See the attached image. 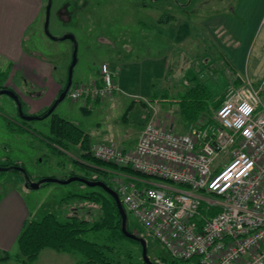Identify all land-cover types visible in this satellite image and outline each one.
Returning a JSON list of instances; mask_svg holds the SVG:
<instances>
[{"label": "rangeland", "instance_id": "1", "mask_svg": "<svg viewBox=\"0 0 264 264\" xmlns=\"http://www.w3.org/2000/svg\"><path fill=\"white\" fill-rule=\"evenodd\" d=\"M43 1L45 7L52 4L48 27L47 11L43 9L24 43L28 57H32L35 64L18 65L7 71L6 80L1 78L7 83L5 86L18 93L26 116H39L51 109L60 96L52 89L53 83H60L62 87L67 84L75 52L78 60L73 70V84L92 82L98 77L97 71L103 63L118 58L120 63L126 62L122 74L121 68L118 73L125 84V93H119L117 98H120H115V101H105H112L111 104L102 102L99 107H90L89 114L82 111L85 106L83 100L73 101L67 96L54 113L89 134L98 131L99 126L115 125L117 129L119 127L128 132L124 146L134 145L139 140L138 133L147 125L149 114H152L151 120L158 121L162 127L172 124L176 133L185 132L190 121L180 116L179 105L175 101L179 92H185L196 83L205 84L214 95L223 94L225 97L231 85L238 86L245 81L259 83L264 79V23L258 34L251 32L255 16L246 13V9H249L252 0H213L212 5L204 3V0H179L185 6L177 4L176 0ZM137 3H149L155 7L149 13L140 12L143 19L139 15L133 17L132 5ZM61 10L67 13L59 15ZM167 15L177 16L179 20L165 26L160 24L158 21ZM201 19L210 21L211 36L202 31ZM140 20H144L147 27L140 24ZM230 24L235 28L249 25L248 36L236 37ZM205 26L204 29L208 30ZM179 29V37L171 40L167 36L170 32L178 33ZM68 34L74 35L76 40L64 39ZM251 39L252 46L246 60L249 72L237 84ZM37 64L40 66L37 67ZM189 79L192 82L190 85ZM42 81L45 85H40ZM133 103L125 123L122 117ZM214 106L215 103L210 101L204 109V117L213 118ZM18 111V103L14 99L8 95L0 96V165L19 163L26 171V174L17 171L1 173L0 185L22 188L29 182L36 183L45 178L68 180L72 173L88 179L96 176L85 163L75 162L78 149L71 146L66 151L46 140L52 136L51 118L29 121L27 125L30 129L20 130ZM4 116L8 117L12 128L8 127ZM129 173H114L108 183L115 189V179L124 176L147 182L141 183L140 187L156 184L153 178ZM28 191V199L36 208V217L32 220H40L48 213L64 219L79 206V202L69 197L102 193L98 187L91 188L80 182L68 185L48 183L39 189L28 188ZM124 208L130 231H137L145 237L150 259L159 258L162 261L163 257L168 258L167 250L148 235L125 205ZM80 210L83 212L85 209L81 207ZM133 247L139 255V246L133 244ZM178 264L191 262L178 261Z\"/></svg>", "mask_w": 264, "mask_h": 264}, {"label": "built area", "instance_id": "2", "mask_svg": "<svg viewBox=\"0 0 264 264\" xmlns=\"http://www.w3.org/2000/svg\"><path fill=\"white\" fill-rule=\"evenodd\" d=\"M99 72V81L72 84L69 98L92 107L115 95L109 65ZM174 128L150 121L134 149L110 138L90 151L156 180L140 187L147 182L122 176L114 190L173 260L264 264V79L231 85L213 118Z\"/></svg>", "mask_w": 264, "mask_h": 264}, {"label": "trees", "instance_id": "3", "mask_svg": "<svg viewBox=\"0 0 264 264\" xmlns=\"http://www.w3.org/2000/svg\"><path fill=\"white\" fill-rule=\"evenodd\" d=\"M167 17L172 18L169 15L164 16L163 22L170 21ZM8 75L7 71H0V89H8L3 84ZM2 77L5 78L4 81L1 79ZM195 79L197 78L195 77ZM237 79L236 83L240 84L242 82L241 77L238 76ZM191 83L189 79V85ZM66 85L61 93L65 90ZM207 88L205 84L196 83L181 93L175 101L179 105L181 117L189 120L190 126L196 125L200 118L204 116V109L210 101L215 103L214 110H217L224 101L223 94L216 96ZM88 108L84 110L85 113H89ZM130 111L126 112L125 119H127ZM46 113L40 116L44 117ZM47 118H51L52 136L49 138L45 137L46 140L53 146L66 151L71 146L79 147L82 154L80 161L75 160V162L85 163V166L93 169L94 174H96V176H92L90 179H85L105 182L110 188L114 189L108 183V180L111 179V175L114 173L132 172L144 178H151L134 171L129 166L120 167L114 163L103 162L94 158L90 151L91 146L88 135L79 126L55 113H52ZM8 127L12 128V124L9 123ZM20 130L25 129L24 127H20ZM0 167L6 168L0 171V177L3 172H20L17 167L25 170L19 163L0 165ZM70 176L80 175L72 173ZM101 190L102 193L91 192L85 195L76 194L69 197V199L72 198L71 200L79 202V206L67 214L64 219L48 213L40 220L28 221L18 238L19 251L15 258L22 264H34L44 249H52L59 253L76 256L80 264H146L142 256L141 243L126 237L122 231V217L114 198L103 189ZM81 207L85 209L83 212L80 210ZM128 230L131 233H135L137 237L145 239L139 232H132L129 228ZM133 244L139 246V255L134 249ZM8 258L9 255H5L3 259ZM168 258L163 257L162 261L156 258L152 262L154 264H169L170 261L171 264H178V261L173 260L169 256ZM185 262L199 264L197 257Z\"/></svg>", "mask_w": 264, "mask_h": 264}, {"label": "crops", "instance_id": "4", "mask_svg": "<svg viewBox=\"0 0 264 264\" xmlns=\"http://www.w3.org/2000/svg\"><path fill=\"white\" fill-rule=\"evenodd\" d=\"M252 1L253 2L249 5V9H246V13L249 12V14L255 16L254 22L256 23V26H254L255 23L251 24V32L255 31V33L258 34L261 29L262 23H264V0H252ZM257 1L260 2L258 4H255V2L257 3ZM176 2H178L177 4H181V6H185V4L180 3L179 0H176ZM191 3L192 1L188 4ZM204 3H207L208 5H212L213 0H204ZM156 4L157 2L155 3V5ZM155 5L149 3L134 4L132 5V12L134 11L132 16L135 17L139 15L143 19L142 16L143 13L140 12L145 11L149 13V11L154 10ZM43 9H46L47 11V6L46 7L44 6L43 0H0V71H8L17 68L18 65H22V64H31V65L35 64L34 59L32 57H31L32 59L28 57L26 50L24 49V43L26 38H28L27 37L28 32L33 28L32 26L34 25V23L38 21L39 18L41 17ZM232 11H234V9ZM62 12L67 13L66 11L61 10L59 12V15H61ZM146 16L148 15L146 14ZM169 16L172 17V18L167 17L170 20L169 22H163L164 17H162L158 22L165 26V25H169L173 21L179 20L177 16L174 15L173 16L169 15ZM201 22L203 28L202 31H207L208 32L207 36H211V33L209 31L211 29L209 24L210 21H205L204 19H201ZM140 24L147 27V23L144 22V20H140ZM204 26L208 30L204 29ZM230 27L234 29L235 32L234 35L238 38L240 37L245 38L246 36H248V31H250L249 25H247L246 27L243 25H239L238 27L235 28V26L230 24ZM179 33H180V29L178 30V33L175 32L174 34V32H170V34L167 36H170V39L172 40V38L174 37L175 38L179 37ZM251 46H252V39L250 40L248 44L247 52L245 53V58H244L245 61H243V63L241 64L242 67L241 72L238 73L241 79L244 78V76H246V73L249 72L247 68L246 60H247V54L249 53ZM128 50L132 51V49H128ZM118 60L119 59L116 58L112 62L106 63L107 65H109L111 72L114 75V80L118 87V91L112 97H108L97 101L96 103H94L92 107H99L101 106L102 102H104L105 104H109V103L111 104L112 101L109 102H105V101L108 99H112L113 101H115L116 99L120 98V97L117 98L119 93H125L124 92L125 90H123L124 89L123 86L125 84L123 83L122 78L120 77L121 75L119 76L118 73H119V68H121L120 74H122L126 62L120 63ZM135 61L136 60H134V62ZM38 66L40 65L37 64V67ZM97 76L98 77L94 78L92 82L95 80L99 81L100 79L99 69L97 71ZM5 85H7V83H4V87H8ZM40 85H45V83L42 81V84ZM53 85L54 88L52 89L56 91V93L58 92V94H60L64 87H62L60 83H56V82H54ZM180 94L181 92L178 93V96H180ZM129 97H131V95ZM132 97L134 96L132 95ZM132 105L129 106L126 112L128 110L130 111ZM88 107L89 106L85 104V106L82 108V111L84 112V110L87 109ZM88 110L90 113L91 112L90 107L88 108ZM89 113L86 112L85 114H89ZM125 114L122 117V121L126 123L127 119H125ZM179 114H180V109H179ZM151 116L152 114L151 115L149 114V117H147L146 119L147 123L152 121L151 119L153 117L151 118ZM3 118L8 121V117L4 116ZM9 123L11 122L8 121V124ZM156 123L159 124L158 121H156ZM188 127L189 128H187L185 132L188 131L192 126L189 125ZM84 132L88 135L89 144L91 147L96 143L105 142L106 140L113 138L124 149H134L139 141L137 139L138 141H136L134 145L130 144L129 146H124L125 142L123 141L125 137H129L127 135L128 132L119 129V127L117 129L115 125H111V127H106V128L99 126L98 131L92 134H89L86 131ZM141 133L142 132L138 133L139 139ZM74 149L79 150L78 159L76 160L80 161L82 152L79 147H74ZM7 179L9 180V178ZM29 194L30 193L28 191L27 185L26 186L24 185V187L22 188L19 186L9 187L6 186V184L4 186L0 185V264H22L15 258L19 251L18 238L25 224L28 221H31L34 217H36V208L32 200L29 201L28 199ZM5 255H9V258L4 260L3 258ZM34 264H80V263L78 258L72 254L59 253L52 249H44L40 253L38 259Z\"/></svg>", "mask_w": 264, "mask_h": 264}, {"label": "water", "instance_id": "5", "mask_svg": "<svg viewBox=\"0 0 264 264\" xmlns=\"http://www.w3.org/2000/svg\"><path fill=\"white\" fill-rule=\"evenodd\" d=\"M51 6H52V4L50 3V5H48V7H47V25H46V27H48V19L50 17ZM64 39H68L71 41L76 40L75 36L72 34L66 35L64 37ZM77 60H78L77 59V53L75 52L72 65L70 67L69 78H68L66 88L60 94L59 98L55 101V103L53 104L51 109L46 113V115L44 117H41V116L30 117V116L24 115V113L22 111V104H21V101H20L18 94H16V92H14L10 89H7V88L1 89L0 90V96L1 95H8L18 103L19 113H20L23 120H25V121H36V120L45 119L48 116H50L52 113H54V111L56 110L58 105L60 103H62L66 99V97L68 96V93H69L71 86L73 84V79H72L73 78V70L77 64ZM5 169L6 168L0 167V171L5 170ZM17 169H19L21 173L26 174V171L23 168L17 167ZM7 170H8V168H7ZM72 182H80V183H83L86 186L91 187V188L99 187V188L103 189L107 194L112 196L114 198L115 202L117 203V206L119 208V211H120V214L122 217V231H123V233L126 235V237L139 241L142 245V256H143L144 262L146 264H154L148 255V246H147L146 240L143 238L137 237L135 233L129 232V230H128V215H127V212L124 208V205H123L119 195L117 194V192L114 189L110 188L105 182L88 180V179H85V178L80 177V176H73V177L69 178L68 180H57L54 178H45V179H42L36 183H30L29 182L27 184V187L35 190V189H39L43 184H47V183H61L64 185H68Z\"/></svg>", "mask_w": 264, "mask_h": 264}, {"label": "flooded vegetation", "instance_id": "6", "mask_svg": "<svg viewBox=\"0 0 264 264\" xmlns=\"http://www.w3.org/2000/svg\"><path fill=\"white\" fill-rule=\"evenodd\" d=\"M8 89L14 91V89H12V88L9 87V86H8ZM16 93H17V92H16ZM17 94H18V93H17ZM18 113H19V111H18ZM24 115H25V114H24ZM19 116H20V118H21V122L19 121V126H20L21 128L24 127V129H26V130H27V129H30L29 126L27 125L29 121H25V120H23L22 117H21V115H20V113H19ZM39 116H40V115H39ZM98 188H99V187H98Z\"/></svg>", "mask_w": 264, "mask_h": 264}]
</instances>
